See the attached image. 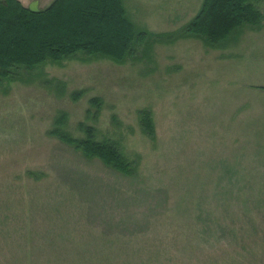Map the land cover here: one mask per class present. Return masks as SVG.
I'll list each match as a JSON object with an SVG mask.
<instances>
[{"label": "rangeland", "instance_id": "374dc122", "mask_svg": "<svg viewBox=\"0 0 264 264\" xmlns=\"http://www.w3.org/2000/svg\"><path fill=\"white\" fill-rule=\"evenodd\" d=\"M202 1L122 0L152 36L135 58L0 82V264H264V0L260 27L216 48L177 37ZM60 113L65 132L115 141L133 175L50 136Z\"/></svg>", "mask_w": 264, "mask_h": 264}, {"label": "trees", "instance_id": "16d2710c", "mask_svg": "<svg viewBox=\"0 0 264 264\" xmlns=\"http://www.w3.org/2000/svg\"><path fill=\"white\" fill-rule=\"evenodd\" d=\"M259 2L203 0L177 37H196L209 47H220L241 28L260 27L263 15L257 8ZM151 38L129 19L122 0H52L37 13L18 0H0V82L15 80L22 69L31 71L43 63H59L79 55L122 63L135 58L136 48ZM77 94L73 93L72 99ZM89 105L97 110L100 100L92 98ZM137 117L142 133L154 137L150 112L140 110ZM66 122V115L60 113L49 135L85 158L97 159L122 175H133V163L115 141L96 139V130L84 123L77 124L80 136H74L64 131Z\"/></svg>", "mask_w": 264, "mask_h": 264}, {"label": "water", "instance_id": "95a60500", "mask_svg": "<svg viewBox=\"0 0 264 264\" xmlns=\"http://www.w3.org/2000/svg\"><path fill=\"white\" fill-rule=\"evenodd\" d=\"M27 9L31 12L37 13L39 9L37 8V3L36 2H31L28 6Z\"/></svg>", "mask_w": 264, "mask_h": 264}]
</instances>
